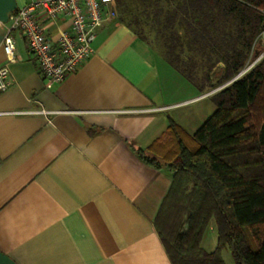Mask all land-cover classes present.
I'll use <instances>...</instances> for the list:
<instances>
[{"label": "crops", "instance_id": "1", "mask_svg": "<svg viewBox=\"0 0 264 264\" xmlns=\"http://www.w3.org/2000/svg\"><path fill=\"white\" fill-rule=\"evenodd\" d=\"M26 2L0 0V65L6 27ZM56 28L48 25L52 38ZM13 36L0 92V264H172L154 227L171 172L137 151L166 130L170 109L201 92H169L159 60L171 67L117 16L58 83ZM215 247L216 237L204 250Z\"/></svg>", "mask_w": 264, "mask_h": 264}, {"label": "trees", "instance_id": "2", "mask_svg": "<svg viewBox=\"0 0 264 264\" xmlns=\"http://www.w3.org/2000/svg\"><path fill=\"white\" fill-rule=\"evenodd\" d=\"M113 8L143 41L144 27L153 29L166 63L199 91L218 63L219 84L237 75L264 38V0H114ZM211 98L215 109L196 131L170 118L137 151L171 172L154 227L172 264H225L223 248L234 264H264V57ZM211 219L208 252L200 242Z\"/></svg>", "mask_w": 264, "mask_h": 264}, {"label": "built area", "instance_id": "3", "mask_svg": "<svg viewBox=\"0 0 264 264\" xmlns=\"http://www.w3.org/2000/svg\"><path fill=\"white\" fill-rule=\"evenodd\" d=\"M114 0H27L10 18L2 39L0 92L8 87V64L15 61L13 31L24 40L37 71L52 83L73 73L93 52L97 29L115 16ZM56 25L52 38L48 25Z\"/></svg>", "mask_w": 264, "mask_h": 264}, {"label": "rangeland", "instance_id": "4", "mask_svg": "<svg viewBox=\"0 0 264 264\" xmlns=\"http://www.w3.org/2000/svg\"><path fill=\"white\" fill-rule=\"evenodd\" d=\"M144 29L147 42L156 50L157 55L160 58L164 59V51L160 45V40L155 35V31L153 29L151 30L148 26L144 27ZM262 57H264V38L261 37L253 47L245 68H250ZM159 66L161 69H167L169 71V84L167 86V90L172 94L175 91L177 97L183 96V98H187L201 92V97L196 98L179 108L170 109L165 114L166 117L168 116L169 118L175 120L178 124H181V126H184L188 132L193 133L212 114L215 109V104L211 98V95L227 85L228 81L220 84L218 83L220 77L223 74V64L218 63L212 69L210 85L205 86L202 91H199L196 86L192 85L179 72H177L173 68H171L173 69L171 70L168 66H166L165 62L159 60ZM190 90H192V92ZM215 237V224L214 220L211 219L206 228V234L204 236V242L202 245L203 248L207 250L209 246H212ZM221 256L225 264H234L230 252L227 248H223L221 250Z\"/></svg>", "mask_w": 264, "mask_h": 264}, {"label": "water", "instance_id": "5", "mask_svg": "<svg viewBox=\"0 0 264 264\" xmlns=\"http://www.w3.org/2000/svg\"><path fill=\"white\" fill-rule=\"evenodd\" d=\"M249 68H245L241 70L237 75H235L233 78L228 80L227 84L231 83L233 80L237 79L239 76H241L245 71H247Z\"/></svg>", "mask_w": 264, "mask_h": 264}]
</instances>
